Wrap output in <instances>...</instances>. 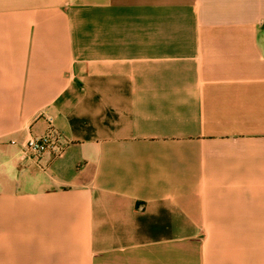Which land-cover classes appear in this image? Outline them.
Here are the masks:
<instances>
[{"label": "crops", "instance_id": "obj_1", "mask_svg": "<svg viewBox=\"0 0 264 264\" xmlns=\"http://www.w3.org/2000/svg\"><path fill=\"white\" fill-rule=\"evenodd\" d=\"M0 264H264V0H0Z\"/></svg>", "mask_w": 264, "mask_h": 264}, {"label": "built area", "instance_id": "obj_2", "mask_svg": "<svg viewBox=\"0 0 264 264\" xmlns=\"http://www.w3.org/2000/svg\"><path fill=\"white\" fill-rule=\"evenodd\" d=\"M50 145V136L45 135L42 137H29L25 144H24V149L25 152L28 154H31L33 156H38L43 153H45Z\"/></svg>", "mask_w": 264, "mask_h": 264}]
</instances>
